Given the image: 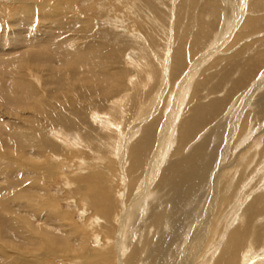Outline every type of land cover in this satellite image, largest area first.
I'll use <instances>...</instances> for the list:
<instances>
[{
	"label": "bare ground",
	"instance_id": "bare-ground-1",
	"mask_svg": "<svg viewBox=\"0 0 264 264\" xmlns=\"http://www.w3.org/2000/svg\"><path fill=\"white\" fill-rule=\"evenodd\" d=\"M9 1L16 4L11 9L0 3V27L3 31L6 32L5 28L9 23L13 27L17 21L23 23L24 20L31 24L36 22L37 26H43V29L36 26L35 31L31 28L22 31L13 27L12 34L18 37L7 50L4 48L5 42L1 44L0 61L4 64L2 63L0 69V94L7 102L16 103L17 106L32 111L36 116L37 120L32 121L31 130L36 132L37 138L34 140L39 141L41 150L20 148L15 144H2L9 142V138L0 142V158L7 161L0 167V171L6 168L10 174L21 175L19 174L21 166L27 165L29 173L24 181L28 188L18 187L20 183L10 180V175L0 174V183L11 185H7L6 189L12 188L7 191L4 188L0 190V210L9 216L11 221L10 223L5 220L0 213V264H40L36 254L40 250H47L58 257H69L77 264H115L116 256L118 261L116 264H194L192 258L197 259L199 255V258L207 257L203 264H251L259 255H264V141L257 142L252 150H248L252 141L246 142L252 135L257 137L261 132L263 133L264 120H260L257 132L255 126L250 127L237 141L238 144L243 143L240 150H248L244 155H242L244 152L236 151L239 147L236 144L233 147L235 156L225 162L227 145L230 144L227 141L220 164L215 165L214 158L219 147L213 146V137L217 138L222 125H227V120V123L231 124L230 130L235 129L239 117L243 114V107L234 106L236 109L233 108L232 117L219 118L213 128L211 120L223 111L225 101L216 99L204 103V98L200 95L201 90L199 91L207 83L206 78L209 74L202 66L210 60L207 57L217 54L218 51H223L219 53L223 56L225 53H230L227 48H230V51L234 45L243 41L236 52L231 53L238 54L239 50V53H244L242 55H247L251 50L256 51L252 54L253 58L249 63L242 64L243 61L238 60L242 62L239 65L248 68L253 63L264 61V51L261 52L260 49L264 46V39H259L258 36L259 33L264 32V29L256 25L259 21L257 19L262 20L263 14L246 16L244 11L242 12V1V5L238 7L235 6L237 4L232 3L236 8L233 9L232 5L230 9L232 20L236 17V21L232 23L233 27H229L232 20L228 17L229 13L226 14L227 9L223 16L219 14V22L223 18L220 33L228 37L219 43H213L215 47L212 44L213 48L200 58L195 60L189 58L192 63L190 67H188L190 63L186 62L187 55L182 45H178L174 50L166 46L167 58H164V63L167 65L166 72L172 69L174 73H179L183 67L186 70L188 67L189 70L177 82L176 90H174L175 85L168 90V75L165 81L162 78L156 96L150 98L153 89L147 90L146 86L145 90L133 91L135 89L133 81L136 78L132 63L136 58L134 52H127L129 48L115 41L114 35L111 39L97 32L89 22L90 18L85 16L84 10L76 9L75 0ZM215 1L217 0H205V6L210 7V17L213 14L218 15L216 12L220 10ZM218 3H221L220 0ZM64 13L70 16L71 22L77 23V30L72 32L64 28V30L59 29L60 33L48 30L49 24L54 23L52 27H58L56 22L50 19L58 14L64 17ZM4 20L6 23L3 24ZM212 23L210 21L207 25ZM235 29L236 35L232 36L231 45L230 43L229 46L224 45L232 38L230 32H234ZM227 30L230 31L228 34ZM28 32H31L32 38L26 37L25 33ZM254 35L255 37L252 38L251 36ZM116 37L121 40V35ZM248 37L251 38L246 39ZM142 49L140 48L141 53ZM14 53L16 54L13 55ZM233 57L230 55L221 58V61L229 63ZM15 59L21 61L18 66L13 63ZM201 68L205 70L198 77ZM37 71L44 79L32 83L30 77ZM65 75H68V79L64 77ZM129 78L131 85L126 86ZM50 83L56 85L57 90L45 93L47 89L45 86L42 88V85ZM262 86L264 88L263 83L258 82L250 89L249 94H245L246 97L241 99L244 106L251 103L254 94H257ZM260 92L257 98H254V113L264 116V90ZM118 94L121 95L117 97ZM94 95L97 97L90 101ZM113 95L117 98L111 101L110 108L106 106L109 112L113 110L118 112L120 107H126L129 102H137V99H140L141 115L139 121L133 122V128L129 131L126 141L121 143L119 150L117 145L110 144L111 142L107 145L112 155H118L121 162L120 171L127 187L125 192L128 193L127 197L123 198L126 194L120 193L121 198L125 200L119 204L114 192L116 187L114 189V184L110 182L118 166L117 158L109 161L108 165L100 162L91 165L87 159L78 160L77 166L73 167V169L76 167L78 172L75 171L74 178H68L73 193L79 194V200H83L81 214L86 216L93 213L94 218L91 221L87 220L89 221L87 228L96 230L94 240L97 243L105 240L91 249L87 232L83 231L84 229L82 230L76 221L70 220L68 214L60 212L56 202L47 196V192H43L44 195L38 194L41 192L38 190H44L43 184L40 183L41 170L48 167L46 162L48 153L61 152L60 147L57 148L55 142L47 136L45 129L50 124H59L64 128L77 127L86 134L90 128L85 130L82 125L89 124L94 131L95 127L103 124L109 131H116L118 126L110 115L104 113L103 117L110 118H102V112L97 111L99 106L104 109V102ZM89 110L91 111L89 116H94L95 120L86 122L85 117ZM228 113L231 112H227V115ZM89 116L87 117L90 119ZM252 119L250 115H246L243 125ZM208 123L212 126L209 127ZM203 128L204 131L199 133ZM159 129H161L160 133ZM91 132L89 131L88 134L93 137ZM100 134L102 137L103 133ZM133 139L136 140L130 142ZM74 142L73 145L68 146L82 145L81 138ZM169 142V147L165 148L166 143ZM174 145L176 146L172 150ZM66 149L68 152L64 154L68 155L70 163V160L78 157L75 156L80 150L77 147H66ZM26 151L34 152L35 156H28ZM41 158L45 164L40 162ZM162 161L165 162L163 165H161ZM12 162L16 165L11 168ZM235 164L244 167L237 178L235 174L231 176L225 173L227 167L233 168ZM67 170L68 173L72 172ZM242 179L246 180L243 184H241ZM219 181H221L220 187ZM218 187L222 193L218 200L225 205L228 204L229 209L225 215L219 216L222 223L219 227H213L206 239L205 232L208 230L209 218L213 214L214 199L212 192L204 208L205 195L202 191L209 189L215 192ZM214 196L217 198V195ZM20 211L26 213L21 214ZM200 212L204 215L199 220ZM125 224L126 227H123ZM116 227L119 236L114 239L113 232ZM207 243L210 244V249L206 247ZM213 247H216L214 251L211 250ZM205 251H209V255L206 256ZM254 264H264V260H258Z\"/></svg>",
	"mask_w": 264,
	"mask_h": 264
},
{
	"label": "rangeland",
	"instance_id": "rangeland-1",
	"mask_svg": "<svg viewBox=\"0 0 264 264\" xmlns=\"http://www.w3.org/2000/svg\"><path fill=\"white\" fill-rule=\"evenodd\" d=\"M201 1L202 0H194V1L193 0H147V1L146 0H75L74 6L76 7L77 10H82V11L84 10L83 12L85 13V16L87 18H90L89 22L91 23V25L95 28V30L97 32H99L100 34H103L104 36L106 35L105 37H111V39L114 35V37L116 39L115 38H113V39L115 41L117 40V42L119 44H121L123 46L125 44L126 47L129 48V50L127 52H130V51L134 52L136 58H134L132 63H133V66L135 68L134 69L135 70L134 75L136 76V78L133 81V83H134L133 86H135V89L133 91L137 90L139 92L140 91L139 89L145 90V86H146L147 90L153 89L151 91V94H150V98L151 97L153 98L157 94L156 93L157 88L160 87L159 84H160V82H162V78L164 80L165 77L168 75V78H169L168 90H170L173 85H175L174 90H176L177 86H178L177 82L180 81L184 77V75H186V72L189 70L188 67H190L192 65L189 58H191V59L194 58V60L197 58H200V56L205 55L209 50H211L213 48V46L215 47V45L213 43H215V42L219 43L220 41H222L223 39L228 37L226 34L222 35V33H220L221 32L220 29L222 26L221 21L223 18L220 19V22H219V18H220L219 14L221 13V15H222L223 13H226V12H224V11H226V9H227L226 14L229 13L228 17L231 18V10L230 9L232 7H233V9H236L235 6L238 7L242 1V3H243V5L241 4L242 5V12L244 11L246 16H248V15L252 16L253 14L256 16V15H259V13H261V15L263 14L262 20L257 19L260 22L257 21L256 25L258 27H262L264 29V27H263L264 23H262V22H264V11H263L264 10V7H263L264 6L263 5L264 0H248V1L247 0H230L231 3L229 0H220L221 3H218L219 0H217L215 2L219 5L218 7L220 8L221 12H220V10H218V13L216 12V14H218V15L213 14L212 17H210V13H209L210 7L205 6V0H203L202 2ZM224 1H227V2H225L227 4H225ZM0 3H2V5L7 6L9 9L13 8L16 5L9 0H1ZM232 3L237 4V5L234 6ZM201 5H202V7H201ZM245 5H247V6H245ZM223 6H224V8H222ZM150 7H152V8H150ZM213 7H214V5H213ZM243 7H244V9H243ZM214 8H216V7H214ZM59 15L60 14H58L56 17H52L50 19L51 21L56 22L58 27H56V28L52 27V25L54 23L52 25L49 24V27L47 26L48 30H50L52 32H56V33H60L59 29L64 30V28L70 29L72 32L77 30V23L73 22V21L71 22L70 16L68 14H65L64 17L59 16ZM182 16H183V18H182ZM214 16H215V18H214ZM244 17H245V15H244ZM235 18H233L234 21L231 18L232 21H230L229 27L232 26L233 25L232 23L236 21ZM83 21H85V20H83ZM210 21H212L213 23L208 26L207 23H209ZM4 23H6V20H4L3 24ZM36 26H37L36 22L31 24L29 21H26V20H24L23 23H22V21H17L13 25L14 28L21 29L22 31H25V30L28 31V30H30V28H31V30L35 31L37 29V27H40L43 29V26H37V27ZM188 26H189L190 30H189ZM5 27H7V25ZM13 27H11L10 23H9V26L7 28H5L6 32L3 31L2 28L0 27V46L3 42H5L4 48L6 50L9 49V47L11 46V43L13 44L15 38L18 37V35L12 34V28ZM227 31H228L227 32V34H228L230 31L229 30H227ZM235 31H236V29L234 30V32H230L231 37L232 36L235 37V35H236ZM104 33H106V34H104ZM185 33H187V35ZM25 35L28 38L33 37V35H31V32H28L27 34L25 33ZM117 35H121V40H120V38L116 37ZM263 35H264V32L263 33L261 32V34L259 33L258 34L259 39L260 38L264 39ZM216 36L219 38V40ZM143 37H144V39H143ZM233 37L230 38V40H228L229 42L225 43L224 45L227 44L229 46L228 43H230V45H231V43H232L231 39H233ZM251 37L253 38V37H255V35L251 36ZM251 37H248L246 39H250ZM240 43L241 44L234 45L233 49L230 51H229L230 48H227L228 52H230V53H227V54L225 53L223 56L219 54L223 51H218L217 54H212L211 56H209L210 58L207 57L210 60L205 62L202 66L206 70L204 68H201L198 75H197L198 77H200V75L202 74V72L204 70L206 72L208 71L207 74L209 73L208 78H206L207 79V83H206L207 85L205 84L204 86H202L199 89V91L201 90L200 91L201 97L204 98L203 99V101H205L204 103H209V102L216 100V99H224V101H225V106H224L225 108L223 109V111L216 114V116L213 118V120H211V122L213 124V128L216 126L217 121L224 118V116H229V118L232 117L231 114L233 113L234 109H236L234 106L237 107L238 105H241L243 107V114L239 117V121H238L235 129L230 130L229 126H231V124L229 122V124H230L229 125L227 123L228 122V120H227L226 121L227 125H222V129H221V131L218 132L219 134H218L217 138L213 137V146L215 147L217 145V147H219L218 149H216L217 152H216V155L214 158L215 165L220 164L219 162L221 160V156L224 155V152L226 150L225 145H226L227 141L230 144L227 145L228 148H227V155L225 158V162L228 161V159L231 158L232 156L233 157L235 156V154L233 152L235 150H233V147L239 143L237 141L240 140L241 136H243V134L247 130H249L250 127L255 126V128H256L255 132H257V130H259L258 127H259L260 120H264L263 119L264 116H261L256 112L254 113V111H255L254 110L255 109L254 108V101H255L254 98H257L258 93H261L260 91L263 92V90H264L263 86H262V88H260L261 90H259V92L257 94L256 93L254 94L255 96H253L254 98L251 99V101H250L251 103L249 102L250 104H247L244 106L243 100H241V99H244V97H246L245 94H249L251 92L250 89H252V87L255 86L258 82H262L264 85V61H259L258 63H253L248 68H246L247 66L245 67L243 65H239V63H242V62H239L238 60L243 61L242 64L249 63V60L251 58H253L252 54L255 53V51H256V50L255 51L251 50V51L247 52V55H242L244 53H239V50H238L237 53L240 54L241 56L240 55L237 56L238 54L231 53L233 51L236 52L237 47L242 45L243 41H241ZM212 44H213V46H212ZM178 45H182L184 47L185 53L187 55V58L185 56V59L187 60L186 62L188 64L189 63L190 64L188 65L187 70L183 67L179 71V73H177V72L174 73L172 69H170L171 71L168 70L166 72V70H167L166 66L167 65L164 63V58H167L166 46H169L172 48V50H174ZM140 48H143L142 53L140 52ZM224 48L226 49V46ZM260 49H261V52H263L264 46H261ZM225 51H227V50H225ZM2 52H4L3 49H2ZM191 52H193V53H191ZM15 54L16 53H14L13 55H15ZM232 54H234V55H232ZM230 55L232 57L236 55V57H233V60H231L229 63H225V62L223 63V61H221V58L224 59V58H227L228 56L230 57ZM250 55H252V57ZM5 57H7V56H5ZM212 57H214V58H212ZM212 59H213V61H212ZM218 60L220 62H218ZM245 60H246V62H245ZM2 63L3 62L0 61V69L2 67ZM13 63L15 66H18L21 63V61L19 59H15V60H13ZM152 63H153V65H152ZM230 65H232V66H230ZM233 66H234V68H232ZM40 74L41 73H39L38 71L36 74L33 73L32 76L30 77L32 79L31 82L32 83L38 82V81L41 82L42 79H44V78H42ZM27 77L29 78L28 74H27ZM64 77H67V79H68V75H65ZM64 79H65L64 81H66V78H64ZM127 81L128 82H127L126 86L131 85V84H129L131 79L129 78V80H127ZM44 86L47 89L45 93H47V92L51 93V92L57 90V86L53 85L51 83L48 85H42V88ZM103 86H105V84ZM212 88H213V90H212ZM203 94H205L206 96H208V94H209V96L206 97ZM242 94H243V96H242ZM47 95L49 96V93ZM120 95L121 94H118L116 96L119 97ZM140 95H141V92H140ZM94 96H92V98H90V101H92V99L97 97V96H95V97ZM113 96L111 98L107 99L109 102L108 101L104 102L105 103V104H103L104 109H102V106H99L97 111L102 112L101 113L102 118L109 119L111 117L113 119V121L116 122V124L118 126L115 129L116 131L113 130V132H112L110 130L111 131L110 132L108 130V128H104L103 124H102V126L99 125L100 127H102V129H100V127L97 125L98 127H95L94 131H93V129H91V126H89V124H86V123L85 124L87 126L82 125V128L83 129L85 128V130L86 129L88 130L90 128L89 131H92L91 134L93 137H91L90 134H88L89 131H87V133L85 134L82 132V129L80 130L77 127L71 129L68 127L64 128V127H62V125H59V124L58 125L57 124H53V125L50 124L51 126L49 125L45 129L47 136L50 137V139L55 142V144L57 145V148H58V146L60 147L59 149L61 150V152L56 151V152L48 153L49 157L46 160V162L48 163V167L46 165H44L46 167L41 170L42 179H41L40 183H41V185L43 184L42 186L44 187L43 188L44 190H42V189L38 190V192L41 191L38 194L44 195L42 193L47 192L46 193L47 196L56 202V204L58 206L57 209L62 213L68 214L70 220L76 221L77 224H79V226L81 227V229L83 228L84 230L83 229L82 230L87 232L88 238H89L88 239L89 245H90L91 249H93V247H97V245L99 243L101 244V243L105 242V240H102V242L99 241L98 243L94 240L96 238L95 237L96 233H97L96 230L92 229V228H87V224H89V221H91L94 218V216L92 215L93 213H90L86 216H83L81 214L83 211V210H81L83 208V205H82L83 200L82 199L79 200L80 199L79 194L73 193V188L71 186L72 184L68 181L69 180L68 178H70V179L74 178L73 174L76 173L75 171H77V168L75 167V169H73V167L77 166V164L79 163L78 160L87 159V161H90L91 165H93L94 163L97 164L99 162L104 164V165H108L109 161L117 158L118 160H116V164L118 163V166H117V168H115V170H114L115 175H113L111 177L113 180L110 179V182L112 184H114V186H113L114 189L116 187L114 192H116L115 195L118 197V200H119L118 203L119 204H121L125 200L123 198L127 197L128 193L127 194L125 193V192H127L126 191L127 187L125 186V182L122 179L123 175L121 174V171H120V163L121 162L119 161V158L117 157L118 155L117 156L112 155V153L110 152V148L107 145H109V143L111 142L110 144L117 145L116 147L119 150V148L122 146L121 143H124L126 141V137L129 136V133H130L129 131L133 128V124H134L133 122L136 120L139 121L138 118L141 115V112H140L141 108L139 105L140 99H137V102H134V101L129 102L128 104H126V107L122 106L124 109L122 107H120L118 109V112L116 110L109 112L108 109L110 108L111 101H113L114 99L117 98V97H115V96L113 97ZM141 98H142V96H141ZM53 100H55V98ZM6 102L7 101L0 94V142H2V140H7V138H9L8 139L9 142H3L2 144H11V145L15 144V145H18L20 148L25 147L27 149L41 150V148L38 145L39 141L34 140L37 138V136L35 134L36 132L34 133L31 130V125H33L32 121L37 120L36 116H34V114H32V111H29V110L24 109L23 107L17 106L16 103L14 104L11 102H7V103ZM130 103H131V105H130ZM228 105H230V107H228ZM106 106H108L109 108ZM231 108L232 109L234 108V109L231 111H228ZM90 112L91 111L89 110V112L86 113V117H85L86 122L95 120L94 116H91V117L89 116ZM227 112H231V113H228V115H227ZM104 113H106V114L108 113L110 115V117H106V116L103 117ZM246 115H250L253 119L251 120L252 122L249 121V123H247L246 125H243L244 124L243 123L244 118L246 117ZM87 116H89L90 119ZM185 116H186V114H185ZM235 117L236 116L234 115V118ZM230 121L232 122V120H230ZM212 124L208 123V126L210 127V126H212ZM208 126H206V127L208 128ZM220 126L218 128H220ZM205 128L200 130L199 133L203 132ZM60 129H64V130H60ZM160 130L161 129H159V133H160ZM79 131H81V132H79ZM230 131H231V133H230ZM99 132L103 133L102 137L104 139L102 137H100L101 134ZM94 133H95V135H94ZM110 133H111V135H109ZM86 135H88V136H86ZM223 136H225V137L223 138ZM263 136H264V131H263V133L261 132V135H259L257 137L252 135L250 137V139L248 141H246V142L252 141L248 150H252L253 149L252 147H254L257 144V142L258 143L263 142L264 141ZM78 138H81L82 145L77 146L79 144H74L73 147H77V149H79L80 152H78V155L76 154V156H75V157H77V156L78 157L72 161L70 160V163H69V158H67L68 155L67 154L65 155L64 152H68V149H66V147L67 148H73V147H69V146L73 145V142L77 141ZM84 139H86V140H84ZM135 140L134 139L130 140V142H133ZM74 143H76V142H74ZM168 144L170 145V142L166 143L165 148L169 147ZM241 144H243V143H241ZM241 144H238L239 147L237 148L238 150H236V151L241 152V153L244 152L242 154V155H244L245 152H247L248 150H243V149L240 150ZM245 144L246 143H244V145ZM65 145H67V146H65ZM175 146L176 145L172 146V150L174 149ZM242 147H243V145H242ZM2 148H3V146H2ZM74 150H76V149H74ZM111 150H112V148H111ZM172 150L170 151V153L172 152ZM26 153L28 154V156H32V157L35 156V153L32 151H26ZM99 153H100V155H99ZM103 153H104V155H103ZM151 153H150V155H151ZM165 158L167 160L168 156ZM39 160L42 164H45L44 161L42 160V158ZM5 163H7V161L0 158V167H2ZM164 163L165 162L162 161L161 165H163ZM14 165H16V164H14V163L11 164L10 165L11 168ZM243 168H244L243 166H237V164H235L233 166V168L227 167L225 173L227 175L231 174V176L233 174H235L236 178H237L238 173L240 171H242ZM67 169H69L72 172L68 173ZM20 170L22 171V172L21 171L19 172V174H21V175L10 174L6 170V168L2 169L0 171V174H1V176L10 175L11 176V177H9L10 180H12L13 182H19L20 183V185L18 187L28 188L27 183L24 182L27 179L26 175L29 174L27 171L28 170L27 165L21 166ZM118 174H119V176H118ZM115 176H116V178H115ZM120 176H121V178H119ZM244 181H246V180L242 179L241 180L242 183L241 182L240 183L243 184ZM7 185L11 186L10 184H7ZM7 185L5 183H0V190H3V188L5 191L12 190V188H9V187H7L8 189H6ZM115 185H117V186H115ZM220 185H221V181H219V187H220ZM219 187L217 188V190H215L216 193L214 192V190L211 191L209 189L206 190L205 192H204V190L202 191V193L205 195V197H204V208L206 207L205 205L208 204L209 198L212 196V192H213V199H214L213 214L209 218L210 223L208 225V230L205 232V238L206 239L208 238L210 232L212 231V228L215 226L219 227L220 223H222L219 216L225 215V213L229 209L228 204L225 205V203L218 200L219 198H221V194H222L219 191ZM120 193L126 194L125 197L123 196V198H121ZM214 195H217V198H215ZM120 199H121V201H120ZM202 201H203V199H202ZM75 202H77V204ZM222 204H224L225 206H223ZM12 210H15V209H12ZM25 210H26V208H25ZM90 210H92V209H90ZM219 211H221L220 212L221 214H219ZM0 213L5 220H7L8 222L11 223L10 217L8 215L4 214L2 210H0ZM20 213L25 214L26 212L20 211ZM203 215H204L203 212H200L199 220L203 218ZM87 220H89V221H87ZM126 225L127 224H125L123 227H126ZM116 229H117V227L114 229V232H113L114 239H116L119 236ZM58 234H60V232H58ZM215 240H216V237H215ZM205 244H206V242L204 243V246H205ZM113 246H114V244H113ZM206 247H208V249H210L211 246H210V244L208 245V243H207ZM31 249L33 250V248H31ZM214 249H216V247H213V249H211V250L214 251ZM193 250H194V247L192 248V252H193ZM205 252H206L205 253L206 256L209 255V251H205ZM36 254H37V258H38L40 264H77V262L70 259L69 257H65V256L64 257H58V256H55L54 253H50L47 250H43V251L40 250ZM199 256L197 259L194 257L192 258V262L194 264H203L202 262L206 261L207 257L199 258ZM27 257H29V256H27ZM255 260L252 262L253 264L255 262H257L258 260L259 261L264 260V255H259L257 258H255ZM116 261H117V256H116ZM116 261H115V264H116Z\"/></svg>",
	"mask_w": 264,
	"mask_h": 264
}]
</instances>
